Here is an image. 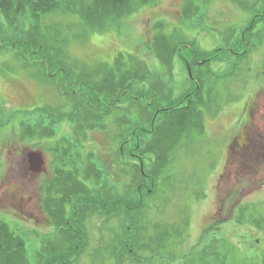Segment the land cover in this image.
Listing matches in <instances>:
<instances>
[{"label": "rangeland", "instance_id": "1", "mask_svg": "<svg viewBox=\"0 0 264 264\" xmlns=\"http://www.w3.org/2000/svg\"><path fill=\"white\" fill-rule=\"evenodd\" d=\"M262 14L264 0H135L106 27L61 10L35 29L32 15L0 11V220L24 237L31 264L71 238L70 227L64 234L65 224H48L42 205L54 171L70 161L74 209L89 204L77 210L87 242L74 264H189L191 250L193 264H206L209 248L195 247L206 238L232 248L219 264H264V17L248 29ZM34 31L45 32L48 46L31 44ZM111 81H121V91L132 85L133 97L111 93ZM98 99L99 109L89 107ZM46 108L57 115L54 136L40 135L49 130ZM81 112L82 120L74 116ZM180 118L188 129L165 136ZM27 120L40 122V133L28 132ZM136 127L159 130L152 151H141L148 140ZM246 136L255 144H234ZM59 137L55 150L48 140ZM27 150L41 153L50 175L24 177ZM130 197L134 219L122 207ZM110 209L116 217L105 215ZM165 233L167 247L155 240Z\"/></svg>", "mask_w": 264, "mask_h": 264}, {"label": "trees", "instance_id": "2", "mask_svg": "<svg viewBox=\"0 0 264 264\" xmlns=\"http://www.w3.org/2000/svg\"><path fill=\"white\" fill-rule=\"evenodd\" d=\"M133 2H135V0H0V11L4 12L5 14H8L11 17V12H14V14H26L28 13L29 15L33 16L32 22H33V28H39L38 27V23L40 20H43L46 17H50L54 14H57L58 12H60L61 10L63 11H69V12H73L77 15H79L81 18H83L85 21H87L89 24H91L94 27H106L110 21L113 22H117V21H121L122 18L126 17L129 12L132 9V5ZM65 6V8L63 7ZM67 9V10H66ZM258 17H264V14L261 15H257L255 16L252 25H250V27L248 29H250L251 27H253L256 22H257V18ZM45 29H49L47 26L45 27ZM48 32V31H47ZM46 32V33H47ZM43 36V41L41 39H39V37ZM46 34L45 32L41 33V35L38 37L37 34H35V31L33 32V38H35V43H31L33 46H37V47H45L48 46L46 45V42H49L48 40H46L45 38ZM158 37V36H157ZM164 38V36H162ZM165 39V38H164ZM158 40V38H157ZM45 42V43H44ZM160 42V41H159ZM166 42V41H165ZM158 44V42H157ZM27 48H30L29 45H25ZM50 46V45H49ZM164 49L167 48L166 44L163 43ZM170 46V45H169ZM49 48V47H48ZM27 49V50H29ZM50 49V48H49ZM167 50H169V48H167ZM175 50V48H174ZM49 51V50H48ZM47 53V52H46ZM42 54V60L43 62L45 61L48 65L51 62V57L49 56V54ZM54 53H59V51L54 52ZM215 54L217 55V51L215 52ZM214 55V56H216ZM242 56V55H241ZM175 52L170 54V64H175L174 60H175ZM194 60H197V57L195 56ZM211 59H208V61ZM45 63V64H46ZM172 69V66L170 65V70ZM49 74H51L50 76H57L60 79L62 78V76L60 75V73H53L51 71L50 68H48L47 71ZM128 72H133V71H128ZM63 74V73H62ZM65 75V74H63ZM113 78H110V80ZM84 83L86 82H82V84L80 85H84ZM72 87V86H71ZM124 86H122V83L120 81V83L117 82H113L111 81V86H109L108 88L106 87V89H110L111 93L112 91L120 92L121 97L122 95L127 96V97H133V86L130 85L129 87L126 86L122 91L121 88H123ZM89 89L87 91H93L95 92V89H91L90 87H88ZM65 89H71V88H65ZM71 89V93H72ZM106 91V90H105ZM79 93L77 94H72L73 96H80L83 94V89H79L78 90ZM198 93V92H197ZM119 94V95H120ZM67 95H70V92L67 93ZM116 96V94H111L109 96H105V99H109V100H113L114 97ZM89 103V107L91 106L94 109H99L97 108L98 104H99V99L97 100V104L93 103V102H88ZM113 104V103H112ZM115 104V102H114ZM81 106H86V103H82ZM47 109V108H46ZM48 111V109H47ZM181 110H179V108L174 109L173 107L168 109V113L174 114L176 115V117H182V112H180ZM48 115L49 118V122H47L46 127L49 129L47 133H40V131H38L35 127L40 126V122H35V121H24L25 124L29 123L28 126V132H32V133H40L41 136H54V134H56V130H55V125L57 126L58 123V119H57V115L54 114V112H50L48 111L46 113ZM74 116H76L77 118L79 117L80 120H82V117L84 116V114L81 113H76ZM174 118V119H175ZM183 118V117H182ZM184 120L186 121V119L184 118ZM181 118L175 122L174 124L176 125L174 128L171 127L170 129H168L167 134L165 136L172 137V138H176L178 135H180L181 132H183L185 129L187 130L188 128V123L189 121H184ZM192 122V121H191ZM154 123V122H152ZM186 126V127H185ZM31 129L34 131H31ZM36 129V131H35ZM136 130H138L139 128H135ZM138 131H141L143 136L147 137V142L145 144H139L140 145V149L143 153H147L152 151L153 147H156L157 144L155 141H151L154 140L155 137H160L157 135V131L155 127H153L151 129V131H146L139 129ZM148 135H147V134ZM150 135V138H149ZM152 135V137H151ZM140 143V141H139ZM144 162V161H142ZM141 168V166H140ZM142 173V172H141ZM147 173V172H145ZM141 176H145V178H148L146 175H141ZM143 185H141L142 187ZM134 197V196H133ZM124 201L122 203V207L126 208L125 210V214L129 217L135 216V214H133L134 211V207H135V202L134 200H132V197H130L129 199H125V200H121ZM102 208H104V206H101ZM129 207V208H128ZM143 204H141V210L143 208ZM106 208V207H105ZM108 209V208H106ZM122 209V208H121ZM114 210V211H111ZM118 209H110V210H105L106 212V216H108L109 218H112L114 215H116V212ZM108 214V215H107ZM229 214V213H228ZM117 216V215H116ZM227 218V216L225 217ZM134 219V218H133ZM227 221V220H226ZM228 224V223H227ZM136 226V225H133ZM62 227V228H61ZM58 227L59 229H62V233H66V229L68 230L69 227L71 229H73L74 226H61ZM132 227H130L129 229H131ZM210 230V229H209ZM220 230V229H219ZM211 231V230H210ZM209 231V232H210ZM218 233V232H217ZM217 233H215L214 235H217ZM78 235H80L77 232ZM207 234V231H206ZM82 236V235H80ZM171 235L165 233L164 234H158L155 238V240L159 243V245H161L163 242H165L166 247H167V243L169 242ZM217 237V236H216ZM66 240L65 243L64 241H61L56 247L54 246H50V247H45L43 249V254L41 257H43V259H38V264H74L75 260L80 256L81 253L84 252L85 249V245L87 242V238H79V236L73 237V238H67L66 236ZM217 241L218 239H216V242L214 240V244L215 245H210L211 246V252L209 251L208 253L203 254L202 259H205L206 264H210V262H214L216 261V264H219L220 261H224L226 262V260H228V258H230V256L232 255V251H231V247L229 245H217ZM208 242L207 238L204 239L203 241H201L200 239V245H205ZM50 244V243H49ZM208 245H205L209 248ZM195 247H198V245H195ZM122 250V249H121ZM194 253V252H193ZM186 254H188V263L189 264H193V261L191 259V254H192V250L187 252ZM186 256V255H185ZM193 257V256H192ZM209 258V259H206ZM0 264H31L27 258L26 255V243H25V239L24 237H22L21 235H18L15 231H12L10 229V226L8 223H6L3 220H0ZM187 264V263H186Z\"/></svg>", "mask_w": 264, "mask_h": 264}, {"label": "flooded vegetation", "instance_id": "3", "mask_svg": "<svg viewBox=\"0 0 264 264\" xmlns=\"http://www.w3.org/2000/svg\"><path fill=\"white\" fill-rule=\"evenodd\" d=\"M263 138L259 139V141H261V145H264L263 143ZM50 143H54L55 145V150L59 145H63L62 141L59 138H51L48 140ZM242 141H244V143H242ZM252 143V144H251ZM236 146H242V147H248V145H254L252 140L250 138L246 137H239L235 143ZM75 145L71 146L70 148L73 150L77 148L74 147ZM245 148V149H246ZM41 153H38V151L35 150H27L24 151V158L22 159L21 163H22V171L24 172V177H30V176H34V178H36L37 175H40L41 177H47V175H50V172L47 170L46 168V162L42 159H39L37 156L40 155ZM41 157V155H40ZM4 166V165H3ZM74 171L73 168V163L72 161L67 163L65 172L63 173L61 169H57L56 171H54V175H53V181L55 182V187L51 186L46 192H43V196L46 197V200L44 201V203L42 204L44 209L47 211V215L48 217L45 218V220L48 221V224L50 225H56V222L59 223L60 225H67V226H74L73 229H70L72 234H70V237H76L79 236V238H84L85 235H78V233L81 234V231L79 229V227L76 224V220L79 217L78 214L79 213H84L85 209H88V203L85 204H80L78 205V207H76L74 209V199L73 196L75 197V192L73 190V180L72 179V173ZM58 185L61 186V188L58 187ZM41 196V195H40ZM39 196V197H40ZM84 194L80 193L79 195V199L81 197H83ZM38 197V198H39ZM88 199L87 197H85V200ZM49 202V203H48ZM22 203V201H21ZM53 203V204H52ZM69 203L71 204V210L69 211L68 205ZM101 204V203H100ZM102 206V204L100 205ZM73 207V208H72ZM53 210V211H51ZM77 210H79V213H77ZM98 210H101V212H103V208L99 207L96 209L97 213ZM222 208H220V213H219V217L223 216V215H228L227 211L225 210V212L223 213ZM37 211H39V209H37ZM48 211L50 213H53L54 216L51 217L48 213ZM89 211V210H87ZM98 215H102L99 214ZM106 215V214H105ZM217 215V213H216ZM218 216V215H217ZM225 216V217H226ZM116 217V215H114L112 218ZM224 218V220H228V216L227 218ZM41 218V217H40ZM38 218V219H40ZM217 221V219H216ZM195 245H198V248H201L200 245V241ZM209 246V249L206 251H202V254L208 253L209 251L211 252V246ZM203 248H208L207 246L204 245Z\"/></svg>", "mask_w": 264, "mask_h": 264}, {"label": "water", "instance_id": "4", "mask_svg": "<svg viewBox=\"0 0 264 264\" xmlns=\"http://www.w3.org/2000/svg\"><path fill=\"white\" fill-rule=\"evenodd\" d=\"M39 159L41 158L40 155L37 156Z\"/></svg>", "mask_w": 264, "mask_h": 264}]
</instances>
